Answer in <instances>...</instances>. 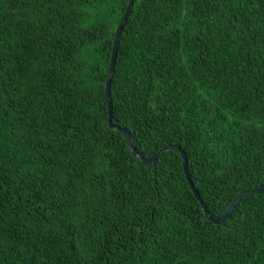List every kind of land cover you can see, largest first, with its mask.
Returning <instances> with one entry per match:
<instances>
[{"label":"trees","instance_id":"16d2710c","mask_svg":"<svg viewBox=\"0 0 264 264\" xmlns=\"http://www.w3.org/2000/svg\"><path fill=\"white\" fill-rule=\"evenodd\" d=\"M128 2L0 0V264H264V192L216 224L109 126ZM111 98L222 217L264 187V0H136Z\"/></svg>","mask_w":264,"mask_h":264},{"label":"water","instance_id":"95a60500","mask_svg":"<svg viewBox=\"0 0 264 264\" xmlns=\"http://www.w3.org/2000/svg\"><path fill=\"white\" fill-rule=\"evenodd\" d=\"M136 0H129L125 13L122 17L121 22L119 23V25L116 28L115 31V39H114V48H113V54L111 57V65H110V70H109V77L107 80V84H106V92H107V102H108V122H109V126L112 129L118 130V131H122L125 136H126V140H127V145L131 151V153L137 157L138 159H141L143 162L145 163H150L155 161L163 152L168 151L170 149H179L181 151L182 154V160H183V166H184V172L185 175L188 179V182L193 190V192L195 193L196 197L199 199L205 214L207 216L208 219H210L211 221H213L216 224H219L221 222H224L225 220H227V218L230 216V214L232 213V211L234 210V208L237 206V204L241 201L242 198H244L247 195L250 194H255V193H262L264 192V187H260V188H254V189H248L243 191L242 193H240L230 204L229 208L227 209L226 213L219 218L213 217L212 214L210 213V211L207 209L201 195L199 194L198 190L196 189L193 180L189 174V170H188V161H187V156L186 153L184 151V149L181 148V146L179 145H166L164 147H162L161 149H159L154 155L150 156V157H143L141 156V154L137 151L136 146L133 142L132 139V135H131V131L127 128V127H122L118 124H116L113 120V102H112V98H111V79H112V75L114 73V68H115V61H116V55H117V46H118V42H119V37H120V33L123 29V27L126 25L127 20L131 14V11L133 9V6L135 4Z\"/></svg>","mask_w":264,"mask_h":264}]
</instances>
